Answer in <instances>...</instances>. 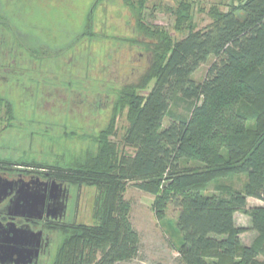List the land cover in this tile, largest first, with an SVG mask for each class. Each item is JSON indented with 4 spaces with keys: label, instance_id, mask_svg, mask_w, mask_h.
Segmentation results:
<instances>
[{
    "label": "trees",
    "instance_id": "16d2710c",
    "mask_svg": "<svg viewBox=\"0 0 264 264\" xmlns=\"http://www.w3.org/2000/svg\"><path fill=\"white\" fill-rule=\"evenodd\" d=\"M104 1L87 7L76 30L57 19L44 30L29 27L38 35L0 10V26L12 42L0 44L2 76L58 102L57 112L77 122H63L67 141H89L85 149L51 156L52 162L18 164L99 192L93 223L67 230L57 264H92L97 257V264H119L137 257L140 238L123 199L130 183L153 197L159 220L170 206L178 209L173 245L182 264H264V0H231L226 10L215 3L208 9L212 23L203 30L194 20L197 0L165 7L174 17L170 30L147 23L150 0H123L132 27L126 35L116 28L96 32L95 13ZM124 46L140 50L145 62L136 80L110 73ZM18 52L36 61L52 54L58 64L52 73L41 70L26 80L11 63ZM210 60L205 79L197 82L194 74ZM181 102L184 113L171 109ZM105 113L108 121L100 128ZM122 116L127 126L119 135ZM15 120L11 101L0 94V135ZM0 163L11 165L9 159ZM233 174L246 176L242 190L217 185L208 193L210 183ZM250 198L262 205L251 207ZM239 212L251 218L252 228L236 226ZM249 230L257 237L246 245L241 235Z\"/></svg>",
    "mask_w": 264,
    "mask_h": 264
},
{
    "label": "rangeland",
    "instance_id": "374dc122",
    "mask_svg": "<svg viewBox=\"0 0 264 264\" xmlns=\"http://www.w3.org/2000/svg\"><path fill=\"white\" fill-rule=\"evenodd\" d=\"M197 5L194 9V20L198 29H205L212 23V19L208 14V9L215 3H222L221 10H226L225 4H230L231 0H197ZM94 0H0V8L9 11L11 20L17 25H22V20L26 24L25 30L33 34H37L35 29H46L51 23L56 25L57 19H62V24L69 26L68 30L74 31L82 25L84 16L87 13V7ZM157 6L158 9H153ZM172 0H150L145 10L147 23L151 26L170 30L174 24V17L170 11H166L165 7H173ZM3 7V8H2ZM200 10V11H199ZM129 15L127 9L123 5V0H105L95 13V29L96 32L113 31L118 29L120 33L131 34V26L128 25L125 18ZM15 26V24H13ZM55 27V26H54ZM74 29H71V28ZM38 31V30H37ZM69 32V31H68ZM28 33H26L27 35ZM7 35L5 41L8 46L11 45L10 35ZM45 40V38H44ZM17 48V47H16ZM6 49V48H5ZM95 49L98 46L95 45ZM120 50V49H119ZM19 51L21 49L19 48ZM140 50L132 49L124 46L119 52V61L114 66V71L110 70L111 75L114 73L132 76L136 80L144 70V60L141 61ZM46 54V53H44ZM20 56V57H19ZM11 61L12 65L18 70L19 75L24 74L25 79H31L36 76L38 71L43 70L45 73H52L58 64L54 61L52 54H46L45 59L36 58L22 59L21 54L14 53ZM72 58V57H71ZM212 60L201 66L194 74V79L201 82L205 79L208 68ZM132 71V72H131ZM99 71H93L92 74L98 75ZM131 72V73H130ZM126 77V76H125ZM32 80V79H31ZM31 84L21 86L9 84L5 77L0 78V94L11 101L13 110L16 116L15 123L10 130H5L0 135V159H9L11 165L19 166L21 162L36 160L40 163H45L47 160L52 162L51 156L63 154L66 150L75 151L85 149L89 141L84 139H76L67 141L62 130L63 122L77 123L76 121L67 120L66 117L59 114L57 111L60 104L50 101L52 92L48 95L47 100L38 98L33 91ZM61 99V98H59ZM58 107V108H56ZM186 105L179 103V106L172 110L177 112H185ZM110 113L103 114L99 118V127H104L107 124ZM95 116L94 118H98ZM93 117H88L85 121L90 122ZM80 121L81 120L79 118ZM78 121V120H77ZM57 123V124H56ZM55 124V125H54ZM168 120L165 121V125ZM87 127H92L86 123ZM121 126H127L125 118L122 116L118 120L119 135L123 134L124 130ZM50 131L49 135L45 134L46 130ZM131 152V150H129ZM2 163H0L1 165ZM4 165V164H3ZM30 165L29 167H31ZM33 168V171L40 169ZM44 172V170H41ZM246 182L245 175L233 174L226 178L219 179L208 185V193L214 192L217 185H226L234 190H242ZM98 190L95 187L84 185L82 195V208L79 214V223H93V208L97 199ZM123 199L130 204V222L133 228L139 234V252L136 258L130 262H121L119 264H182L179 259V254L173 244L177 245V240L174 235L176 229L175 224L178 217V209L170 206L166 218L159 220L154 210L152 209L153 197L136 189L132 183L127 186L123 193ZM249 205L259 206L262 202L253 198L249 199ZM236 226L241 228H252L251 218L246 214L239 212L235 215ZM257 237V232L249 230L241 235L242 242L250 245ZM98 257L94 263L97 264Z\"/></svg>",
    "mask_w": 264,
    "mask_h": 264
},
{
    "label": "flooded vegetation",
    "instance_id": "af4514ba",
    "mask_svg": "<svg viewBox=\"0 0 264 264\" xmlns=\"http://www.w3.org/2000/svg\"><path fill=\"white\" fill-rule=\"evenodd\" d=\"M32 169L0 165V264H57L67 230L82 224L84 185Z\"/></svg>",
    "mask_w": 264,
    "mask_h": 264
}]
</instances>
